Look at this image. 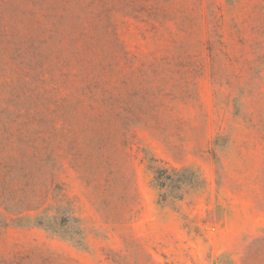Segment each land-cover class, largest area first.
I'll return each mask as SVG.
<instances>
[{
  "label": "rangeland",
  "instance_id": "1",
  "mask_svg": "<svg viewBox=\"0 0 264 264\" xmlns=\"http://www.w3.org/2000/svg\"><path fill=\"white\" fill-rule=\"evenodd\" d=\"M0 264H264V0H0Z\"/></svg>",
  "mask_w": 264,
  "mask_h": 264
},
{
  "label": "trees",
  "instance_id": "2",
  "mask_svg": "<svg viewBox=\"0 0 264 264\" xmlns=\"http://www.w3.org/2000/svg\"><path fill=\"white\" fill-rule=\"evenodd\" d=\"M155 185L161 193V201H167L169 194L174 198L182 200L189 189L202 185L200 177L189 169L174 171L170 174L168 170L158 169L155 172Z\"/></svg>",
  "mask_w": 264,
  "mask_h": 264
}]
</instances>
